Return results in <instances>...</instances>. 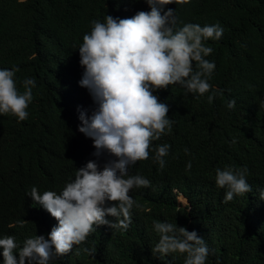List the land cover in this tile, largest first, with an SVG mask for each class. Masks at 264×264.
<instances>
[{
	"label": "trees",
	"instance_id": "obj_1",
	"mask_svg": "<svg viewBox=\"0 0 264 264\" xmlns=\"http://www.w3.org/2000/svg\"><path fill=\"white\" fill-rule=\"evenodd\" d=\"M167 8L178 21L223 28L221 39L204 41L213 49L205 58L216 65L212 90L200 96L174 84L154 93L174 122L170 134L153 141L150 158L129 168V175L151 181L129 193L140 205L131 210L132 223L127 230L99 226L50 264H163L152 252L156 221L196 231L209 248L206 264H264V0H191ZM150 10L145 0H0V69L19 68L21 93L24 79L35 80L28 118L0 115V238L14 236L20 247L27 238L47 239L58 221L28 196L31 188L59 194L88 161L103 169L115 159L107 152L94 156L93 140L79 131L80 113L90 117L97 105L79 84L85 69L78 49L93 20ZM162 144L171 147L160 169L154 150ZM245 166L252 191L224 203L216 169ZM185 258L167 257L172 264Z\"/></svg>",
	"mask_w": 264,
	"mask_h": 264
},
{
	"label": "clouds",
	"instance_id": "obj_2",
	"mask_svg": "<svg viewBox=\"0 0 264 264\" xmlns=\"http://www.w3.org/2000/svg\"><path fill=\"white\" fill-rule=\"evenodd\" d=\"M145 2L150 11H138L130 18L107 14L105 22L93 20L90 33L83 35L78 49L80 65L85 69L79 84L89 90L97 105L90 117L80 113L79 131L93 140L94 156L99 158L107 152L115 159L105 163L103 169L96 161H88L59 194L51 190L41 194L33 186L28 196L50 213L58 225L47 239L27 238L22 247L14 236L0 238L4 264H50L86 242L99 226L127 230L132 223L133 206L140 207L130 191L151 186V181L142 175H129V168L150 158L153 141L170 134L174 122L168 116V104L160 102L154 93L174 84L186 93L200 96L212 90L209 80L216 65L205 58L213 49L205 46L204 41L221 39L223 28L219 24L184 23L178 21L175 10H166L167 5L188 4L191 0ZM178 22L183 26L177 28ZM18 71V67L0 69V115L25 121L33 101L35 80L24 79L21 93L15 80ZM215 95L213 92L208 96L210 104ZM235 105L232 99L227 107L233 109ZM170 147L162 144L154 150L160 169L166 166L164 157L169 155ZM185 154H189L187 149ZM191 167L189 161L186 169ZM247 174L246 166L239 170L216 169L215 183L226 189L224 203L252 191ZM260 199L264 200V189L260 190ZM108 216L115 217V222ZM154 231L159 240L152 252L163 264H172L167 257L174 253L186 254L184 264H206L209 248L196 231L159 221L154 222ZM85 251L91 254L95 250Z\"/></svg>",
	"mask_w": 264,
	"mask_h": 264
},
{
	"label": "rangeland",
	"instance_id": "obj_3",
	"mask_svg": "<svg viewBox=\"0 0 264 264\" xmlns=\"http://www.w3.org/2000/svg\"><path fill=\"white\" fill-rule=\"evenodd\" d=\"M179 200L182 202V203H186L185 200L181 199V197H179Z\"/></svg>",
	"mask_w": 264,
	"mask_h": 264
}]
</instances>
